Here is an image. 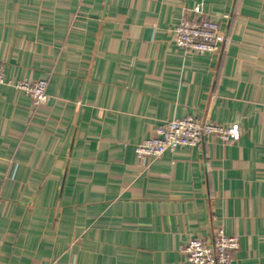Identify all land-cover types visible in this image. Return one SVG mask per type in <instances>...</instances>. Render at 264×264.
<instances>
[{
    "label": "crops",
    "instance_id": "1",
    "mask_svg": "<svg viewBox=\"0 0 264 264\" xmlns=\"http://www.w3.org/2000/svg\"><path fill=\"white\" fill-rule=\"evenodd\" d=\"M217 20L215 55L177 46L183 15ZM0 264H189L180 246L240 238L264 264V0H0ZM195 116L227 142L144 164L135 147Z\"/></svg>",
    "mask_w": 264,
    "mask_h": 264
},
{
    "label": "built area",
    "instance_id": "2",
    "mask_svg": "<svg viewBox=\"0 0 264 264\" xmlns=\"http://www.w3.org/2000/svg\"><path fill=\"white\" fill-rule=\"evenodd\" d=\"M172 37L174 43L187 52L207 55L217 54L226 41L225 32L217 20L186 14L173 28ZM0 85L27 93L36 106L49 100L47 81H13L7 78L1 64ZM235 132L234 127H225L209 119L184 116L159 125L152 136L135 147V152L139 161L146 164L160 159L168 151L181 147H199L209 134L219 135L229 142ZM239 246L238 236L228 234L223 227H218L211 241L193 236L180 246V251L189 264H231Z\"/></svg>",
    "mask_w": 264,
    "mask_h": 264
}]
</instances>
